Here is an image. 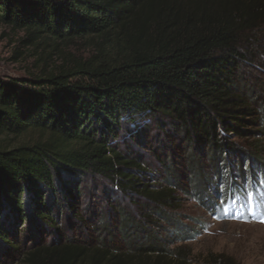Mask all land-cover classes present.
<instances>
[{
	"label": "trees",
	"instance_id": "trees-1",
	"mask_svg": "<svg viewBox=\"0 0 264 264\" xmlns=\"http://www.w3.org/2000/svg\"><path fill=\"white\" fill-rule=\"evenodd\" d=\"M224 6L0 0L31 62L0 78V264L168 258L184 181L197 201L220 185L215 218L261 222L264 62Z\"/></svg>",
	"mask_w": 264,
	"mask_h": 264
},
{
	"label": "rangeland",
	"instance_id": "rangeland-1",
	"mask_svg": "<svg viewBox=\"0 0 264 264\" xmlns=\"http://www.w3.org/2000/svg\"><path fill=\"white\" fill-rule=\"evenodd\" d=\"M195 1H200L207 11L225 5L231 15L247 20L250 17L255 19V26L249 31L253 32L252 38L255 39L253 48L260 50L257 60L264 62V0ZM20 37V33L0 28V78H24L25 70L31 65L30 60L26 61L25 55H20L26 52L18 44ZM246 73L251 78L260 76L253 71ZM234 142L236 144H232L233 147L244 148L243 141ZM233 181L235 183L236 180ZM237 183L243 185V181L237 180ZM107 186L109 187L106 183ZM181 186L180 190L183 192L176 191L177 205L168 213L188 229L187 239L174 245V253L168 258L159 261L151 258L146 264H264V222L215 218L219 205V184H216V188H210L209 196L202 201H197L189 193L194 187L187 181ZM225 190L228 192L229 188ZM125 207L127 212L129 211L128 214L132 215V220L137 223L140 218L139 210L135 208L132 211L129 203H126Z\"/></svg>",
	"mask_w": 264,
	"mask_h": 264
},
{
	"label": "snow or ice",
	"instance_id": "snow-or-ice-1",
	"mask_svg": "<svg viewBox=\"0 0 264 264\" xmlns=\"http://www.w3.org/2000/svg\"><path fill=\"white\" fill-rule=\"evenodd\" d=\"M261 222H264V218L261 219Z\"/></svg>",
	"mask_w": 264,
	"mask_h": 264
}]
</instances>
